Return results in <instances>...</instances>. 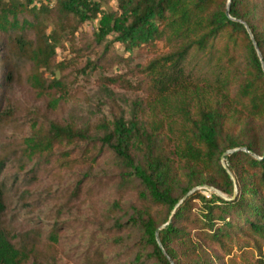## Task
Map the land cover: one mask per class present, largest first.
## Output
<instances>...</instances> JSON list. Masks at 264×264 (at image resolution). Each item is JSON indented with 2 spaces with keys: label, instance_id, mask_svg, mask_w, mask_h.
I'll use <instances>...</instances> for the list:
<instances>
[{
  "label": "trees",
  "instance_id": "trees-1",
  "mask_svg": "<svg viewBox=\"0 0 264 264\" xmlns=\"http://www.w3.org/2000/svg\"><path fill=\"white\" fill-rule=\"evenodd\" d=\"M113 1L116 9L108 11L103 0H0V264H57L62 212L103 190L108 176L100 162L106 158L116 172L115 233L104 236L102 249L86 250L85 264H236L233 247L250 243L258 253L252 264H264V73L245 27L228 18L227 0ZM229 16L247 24L264 64V0H230ZM94 21L92 40L76 49L90 57L70 80L63 73L73 64L57 61V46L73 42L80 27ZM161 41L171 51L136 64L138 85L121 74L103 83L126 89L143 84L148 97L179 98L186 126L178 149L160 133V121L140 115L138 101L126 114L119 110L94 124L44 114L29 118V125L17 122L18 89H29L54 110L72 96L77 75L113 69ZM188 56L220 94L198 102L192 115ZM229 102L237 114H230ZM239 148L260 159L236 151L225 157L224 169L222 154ZM66 173L75 178L51 226L30 224L22 210L38 211L53 201L48 182ZM204 185L226 199L209 190L186 196ZM132 192L136 203L123 206ZM125 251L129 256L119 260Z\"/></svg>",
  "mask_w": 264,
  "mask_h": 264
},
{
  "label": "rangeland",
  "instance_id": "rangeland-1",
  "mask_svg": "<svg viewBox=\"0 0 264 264\" xmlns=\"http://www.w3.org/2000/svg\"><path fill=\"white\" fill-rule=\"evenodd\" d=\"M55 1L52 2L54 4ZM103 7L110 11L116 9V4L113 0H103ZM97 22L85 23L80 27V32L75 33L71 40H63L57 46V61H69L73 64L63 73L70 74V80L76 77V70L82 67L90 53L84 52L77 54L76 49L82 47L83 41L92 40L93 31ZM119 53L127 57V53H123L121 47L116 46ZM171 51V47L165 42H157L155 48H145L141 51H136L135 55L128 62H120L115 64V68L107 71H99L88 74L87 76L77 75L76 80H73L71 88V97L54 110H49L45 106L43 99H37L33 92L27 88L17 90V122L29 125L31 117L41 118L44 114L49 118L73 121L77 126L87 123H96L101 118L106 117L112 119L113 115L122 110L125 114L131 109L134 101L141 103L139 113L146 120L160 121L161 132L167 139L170 148L178 149L184 140L183 129L186 126V121L179 112L178 101L172 97L154 98L144 90L143 84L136 89H126L120 86L106 85L103 83L104 77L115 76L118 74L124 75L127 80H130L132 85L140 83L141 75L137 72L136 64L144 65L155 57L165 55ZM93 57V55H92ZM185 73L188 74V80L191 85V92H187L188 110L192 115L198 102H212L220 99V94L212 87L210 76L204 69H201V64L196 63L191 56H188L184 63ZM43 75H46L43 72ZM197 95V96H196ZM113 98L115 103L111 104L110 98ZM230 114H237V105L229 102ZM114 106V107H113ZM154 112V115L152 114ZM232 117V116H231ZM27 129V126L23 128ZM224 163L225 159H224ZM100 168L107 172L108 179L103 178L105 186L102 191L92 197L82 198L79 201H74L71 206L65 208L62 212V220L65 221L64 234L60 241V246L57 248V264H85L86 250L98 247H105L102 241L104 236H110L115 233L112 224L116 217V212L112 211L113 201L118 200L116 194L115 178L113 173L114 165L110 158H106L100 162ZM95 167L94 170L99 172ZM102 176L103 174L100 173ZM75 173H66L58 177L57 180L48 182L52 186L53 201L49 199L38 211L26 212L22 210V217L30 220V224L38 220L39 225L48 229L53 223L52 215L60 202H64L69 195L70 187L72 186ZM204 188H198L204 195H209ZM210 191V190H209ZM135 194L132 192L122 198L123 206L129 207L136 203ZM27 224L28 222L23 221ZM97 238V239H96ZM264 248V247H263ZM121 250V248H118ZM122 252V251H121ZM129 256L125 251L119 260L123 261ZM232 260L236 264H252L257 258L258 253L252 243L241 247H233Z\"/></svg>",
  "mask_w": 264,
  "mask_h": 264
},
{
  "label": "water",
  "instance_id": "water-1",
  "mask_svg": "<svg viewBox=\"0 0 264 264\" xmlns=\"http://www.w3.org/2000/svg\"><path fill=\"white\" fill-rule=\"evenodd\" d=\"M229 4H230V0H227L226 15L228 16V18H229L230 20H232V21H236V22H238V23H241V24L245 27V29H246V31H247L249 37H250V40L252 41L253 47H254V49H255V51H256V54H257V56H258V58H259V61H260V63H261L262 71H263V73H264L263 58H262V55H261V53H260V51H259V49H258V46H257V44H256V42H255V40H254V38H253V36H252V34H251L250 30H249V27L247 26V24H246L245 22H243V21H241V20H237V19L231 18V17L229 16ZM236 151H243V152H246V153L252 155V156H253L254 158H256V159H260L258 156H256L255 154L251 153V152L248 151L246 148H239V149L227 150L226 152H224V153L222 154V156H221V158H220V163H221V165H222V167H223L224 169L226 168V164L224 163V159H225V157H226L227 155H230V154L236 152ZM230 177H231V180H232V182H233V186H234V192H233V197H234V196L236 195V193H237V185H236V182H235L234 178H233L232 176H230ZM198 188H199V187H195V188L191 189V190L187 193L186 196H189L190 194H192V193H193L195 190H197ZM200 188H204V189H208V190H210V191H213V192H215L217 195H219L220 197L226 199V198H225V197H224V196H223V195H222L217 189H215V188H213V187H210V186L204 185V186H201ZM227 200H228V199H227ZM167 258L169 259V257H167ZM169 261H170V264H173V262H172L170 259H169Z\"/></svg>",
  "mask_w": 264,
  "mask_h": 264
}]
</instances>
